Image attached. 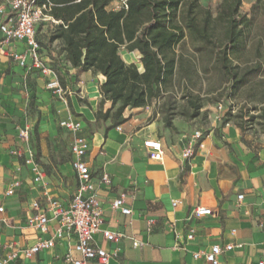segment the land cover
<instances>
[{"label":"crops","instance_id":"obj_1","mask_svg":"<svg viewBox=\"0 0 264 264\" xmlns=\"http://www.w3.org/2000/svg\"><path fill=\"white\" fill-rule=\"evenodd\" d=\"M9 47L19 52L25 49L21 42ZM43 50L42 46V56L48 62ZM0 59V68L31 74L37 77V86L46 89L47 78L38 71H26L4 55ZM48 65L56 72L52 62ZM56 74L68 93L64 98L46 89L44 98L49 103L45 101L44 113L31 120L26 141L18 134L25 117L18 110L11 111L14 94L8 76L2 86L0 258L33 245L38 237H51L57 228V221L51 220L49 231L41 234L28 226L26 219L37 212L32 208L34 201L41 204L40 212L51 217L45 209L47 197L67 205L75 192L77 179L70 153L75 133L59 125L60 120L72 118L81 123L78 134L89 142L84 159L101 202L104 227L122 233L117 242L104 240L100 233L94 235L95 242L110 253L107 264H209L203 257L194 258L193 253L215 243L233 245L219 256V264H255L264 251V146L241 140L233 128L219 133L210 130L204 134L203 147L196 146L194 154L183 159L192 132L187 124L167 127L162 120L149 118L150 111L143 107H126V121L114 124L112 113L122 101L109 98L100 105L101 74L81 72L66 60ZM154 138L163 145L161 160L151 158L144 146L145 140ZM27 147L34 151L43 171L39 182L33 180L31 166L24 161ZM12 150L21 154L14 155ZM102 174L110 181H102ZM15 182L18 185L12 194L4 195ZM121 193L130 214L111 207ZM198 205L213 213L196 216L193 211ZM190 232L193 237L188 239ZM134 240L139 244L134 245ZM73 241V236L65 234L53 247L30 258L19 256L11 264H61Z\"/></svg>","mask_w":264,"mask_h":264},{"label":"trees","instance_id":"obj_2","mask_svg":"<svg viewBox=\"0 0 264 264\" xmlns=\"http://www.w3.org/2000/svg\"><path fill=\"white\" fill-rule=\"evenodd\" d=\"M114 1L121 3L111 7ZM122 1L34 0L38 6L45 5V12L58 21L53 23L51 40L61 41L65 60L81 72L104 77L99 84L100 105L109 98L121 99L122 105L112 113L114 124L126 121V107L149 105L170 85L179 59L175 47L186 34L216 48V62L234 88L262 67L257 60L240 73V65L235 63L253 20L239 14L242 0H220L215 15L200 0ZM218 26L221 31H217ZM121 47L138 52L142 71L123 60ZM164 122L173 128L170 120Z\"/></svg>","mask_w":264,"mask_h":264},{"label":"rangeland","instance_id":"obj_3","mask_svg":"<svg viewBox=\"0 0 264 264\" xmlns=\"http://www.w3.org/2000/svg\"><path fill=\"white\" fill-rule=\"evenodd\" d=\"M200 2L215 15L220 0ZM120 3L114 1L111 7H118ZM239 14L252 16L253 20L251 28L246 30L245 47L235 63H239L240 73L257 60L262 63L261 69L250 75L240 87L234 88L216 62V48L193 41L186 34L175 47L179 59L172 82L143 107L150 111L149 118L162 120L164 124L168 119L178 127L185 123L191 131L199 129L205 134L210 130L219 133L233 128L241 140L256 147L264 146V0H242ZM217 31H221L220 26ZM36 33L47 61L52 62L54 70L59 72V68L65 67V56L61 41L51 40L53 23L43 22ZM119 53L126 63L132 62L142 71L138 52H128L121 47ZM7 76L13 84L14 107L11 111L13 114L20 111L31 126V120L44 113L48 105L45 101L49 103L44 98L46 89L38 87L37 77L31 74L0 68V94Z\"/></svg>","mask_w":264,"mask_h":264},{"label":"built area","instance_id":"obj_4","mask_svg":"<svg viewBox=\"0 0 264 264\" xmlns=\"http://www.w3.org/2000/svg\"><path fill=\"white\" fill-rule=\"evenodd\" d=\"M124 3V0L122 1ZM45 5L38 6L34 0H0V55L9 57L26 71L36 70L42 76L46 77L45 87L54 95L64 97L68 93L67 87L62 86L56 72L47 64L42 56V45L37 37L36 30L43 22L57 23V20L51 18L46 12ZM21 42L24 44V51H16L9 46ZM59 125L73 133L70 144L71 168L77 179V186L69 203L63 205L55 198L47 197L45 209L51 213L49 217L46 213L40 212L41 204L39 201L32 203V208L37 212L27 217L26 224L36 228L41 234L49 231V222L57 221V228L52 232L51 237H38L37 241L26 248L14 251L0 258V264H11V262L23 256L30 258L43 249H49L54 246L55 241L70 235L74 237L72 247L61 257V264H85L88 261H97L100 264H107L110 258L103 247L99 246L94 235L100 233L104 240L117 242L122 236L120 232H114L104 227V214L100 199L96 193L95 183L91 171L84 159L88 149L89 142L78 132L81 130V123L72 118L60 120ZM120 129V126L117 127ZM31 126L28 122L19 129V137L26 141L29 137ZM204 132L195 129L191 132L187 146L182 152V158L187 159L194 154L195 147H203ZM144 146L150 150V157L155 160L163 158V145L158 138L147 139ZM12 154L20 155L19 150H12ZM25 163L31 166L33 171V180L39 182L43 178V171L35 159L34 151L27 147V157ZM102 181L109 182L107 174H102ZM17 182L10 184L4 191V195H11L13 187ZM242 194L237 196L238 199ZM175 204V202H173ZM113 209L120 210L123 214H130V207L125 204V194L121 193L112 203ZM4 207L1 204L0 212ZM193 213L196 216L210 215L213 213L211 208L198 205ZM193 237V233L187 234V238ZM138 245L137 241H133ZM233 245L228 243L221 246L218 243L210 245L208 249L199 250L193 253L194 258L203 257L209 264H219V256L226 251H230ZM255 264H264V251Z\"/></svg>","mask_w":264,"mask_h":264}]
</instances>
